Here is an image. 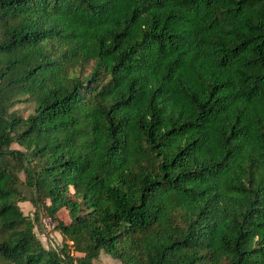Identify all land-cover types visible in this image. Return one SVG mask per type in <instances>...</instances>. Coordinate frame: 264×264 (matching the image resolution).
Returning <instances> with one entry per match:
<instances>
[{"label":"trees","instance_id":"trees-1","mask_svg":"<svg viewBox=\"0 0 264 264\" xmlns=\"http://www.w3.org/2000/svg\"><path fill=\"white\" fill-rule=\"evenodd\" d=\"M101 251L264 264V0H0V264Z\"/></svg>","mask_w":264,"mask_h":264},{"label":"rangeland","instance_id":"rangeland-1","mask_svg":"<svg viewBox=\"0 0 264 264\" xmlns=\"http://www.w3.org/2000/svg\"><path fill=\"white\" fill-rule=\"evenodd\" d=\"M18 105L21 107V111L24 113H26L31 108V103L29 101H22ZM11 146L19 147L16 143H12ZM27 193L28 192L25 191V194ZM17 204L23 214H26L30 218L33 217L34 206L28 200H19ZM60 214L62 217H65L63 212ZM37 216L38 219L33 220V231L35 235L38 237L44 247L56 248L61 242V234L58 230L52 227V223L47 222V218L43 216V211L41 209L37 210ZM93 262L94 264H119L117 259L102 251L99 252L98 256Z\"/></svg>","mask_w":264,"mask_h":264}]
</instances>
